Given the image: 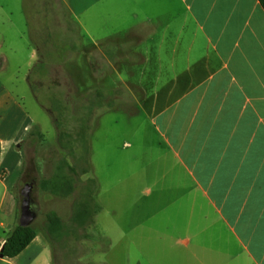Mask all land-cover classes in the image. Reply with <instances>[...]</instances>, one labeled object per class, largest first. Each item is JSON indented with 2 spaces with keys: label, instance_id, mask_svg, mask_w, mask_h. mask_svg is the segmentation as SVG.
I'll return each instance as SVG.
<instances>
[{
  "label": "crops",
  "instance_id": "0c3cea01",
  "mask_svg": "<svg viewBox=\"0 0 264 264\" xmlns=\"http://www.w3.org/2000/svg\"><path fill=\"white\" fill-rule=\"evenodd\" d=\"M0 13V25L15 27L18 42L39 60L26 79L36 99L31 76L54 74L50 60H62L58 73L78 80L66 82L68 91L95 76L100 113L115 102L145 113L154 136L143 144L147 180L176 204L185 227L175 264H264L259 0H0ZM7 58L0 52V70ZM24 98L0 82V253L19 222L22 142L35 129ZM66 100L69 106L81 97ZM0 264L54 263L37 234Z\"/></svg>",
  "mask_w": 264,
  "mask_h": 264
},
{
  "label": "rangeland",
  "instance_id": "374dc122",
  "mask_svg": "<svg viewBox=\"0 0 264 264\" xmlns=\"http://www.w3.org/2000/svg\"><path fill=\"white\" fill-rule=\"evenodd\" d=\"M6 37L7 42H0V52L8 56L0 70V82L25 95L23 103L35 122V129L22 142L24 173L15 192L20 204L22 186L34 183L32 198L38 206V216L32 226L46 241L53 263L175 264L180 259L175 243L178 236L186 235L181 233L185 227L176 214V204L167 201L168 195L147 180L143 144L154 136L148 134L146 120L143 123L145 113L130 114L134 106L126 102H115L113 109L100 113V106H95L94 101L95 76L85 77V88L79 90L75 84L76 89L68 91L66 82L78 80L58 73L57 63L62 60H50L56 63L54 74L38 79L31 76L35 78L36 99L28 90L26 79L28 68L39 60L30 57V44L18 42L15 27L0 25V39ZM10 47L18 50L11 51ZM2 62L0 59V66ZM47 85L49 92L40 90ZM79 96L81 100L66 105V99ZM105 98L101 100L103 105ZM64 158L77 166L78 187L89 177L98 184L95 199L102 209L94 223L86 227L71 221L78 187L66 197L55 196L40 187L41 180L50 177ZM85 167L90 171L82 174ZM149 188L151 192L147 191ZM52 211L71 225L69 233L66 235L65 229L58 239L46 232V216Z\"/></svg>",
  "mask_w": 264,
  "mask_h": 264
},
{
  "label": "trees",
  "instance_id": "16d2710c",
  "mask_svg": "<svg viewBox=\"0 0 264 264\" xmlns=\"http://www.w3.org/2000/svg\"><path fill=\"white\" fill-rule=\"evenodd\" d=\"M264 7V0H259ZM89 167L82 169V174L89 172ZM78 171L76 165H71L67 159H63L50 177L43 178L40 187L58 197H66L77 190ZM79 196L74 201L71 221L80 227H86L94 223L96 214L102 209L96 201L95 195L98 189L96 179L89 177L79 184ZM71 225L63 221L56 213L50 212L46 216V232L51 237L58 239L69 233ZM38 234L32 226L16 224L8 234L1 253L4 257H13L22 252Z\"/></svg>",
  "mask_w": 264,
  "mask_h": 264
},
{
  "label": "water",
  "instance_id": "95a60500",
  "mask_svg": "<svg viewBox=\"0 0 264 264\" xmlns=\"http://www.w3.org/2000/svg\"><path fill=\"white\" fill-rule=\"evenodd\" d=\"M33 188V182H26L20 190L21 202L18 224L21 226H30L38 216V206L35 205L32 198ZM0 257H3L2 253H0Z\"/></svg>",
  "mask_w": 264,
  "mask_h": 264
}]
</instances>
